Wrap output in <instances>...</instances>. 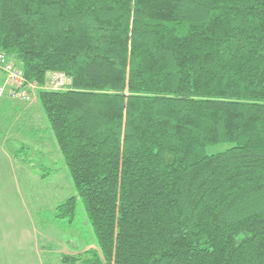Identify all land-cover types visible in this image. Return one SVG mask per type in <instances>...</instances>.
<instances>
[{
	"label": "trees",
	"instance_id": "obj_1",
	"mask_svg": "<svg viewBox=\"0 0 264 264\" xmlns=\"http://www.w3.org/2000/svg\"><path fill=\"white\" fill-rule=\"evenodd\" d=\"M0 52L71 77L33 98L96 240L62 262L264 264V0H0Z\"/></svg>",
	"mask_w": 264,
	"mask_h": 264
},
{
	"label": "rangeland",
	"instance_id": "obj_2",
	"mask_svg": "<svg viewBox=\"0 0 264 264\" xmlns=\"http://www.w3.org/2000/svg\"><path fill=\"white\" fill-rule=\"evenodd\" d=\"M34 113L36 120L19 113L0 116V264H69L62 255L92 247L96 240L82 200L77 199L72 217L55 216V206L75 190L39 104ZM47 135L55 146L51 155L44 153ZM230 145L221 142L206 151ZM42 165L50 169L46 177L40 176Z\"/></svg>",
	"mask_w": 264,
	"mask_h": 264
},
{
	"label": "built area",
	"instance_id": "obj_3",
	"mask_svg": "<svg viewBox=\"0 0 264 264\" xmlns=\"http://www.w3.org/2000/svg\"><path fill=\"white\" fill-rule=\"evenodd\" d=\"M71 87V77L61 71H52L44 84L29 81L20 67L0 52V100L4 97L30 101L39 89L62 91Z\"/></svg>",
	"mask_w": 264,
	"mask_h": 264
},
{
	"label": "crops",
	"instance_id": "obj_4",
	"mask_svg": "<svg viewBox=\"0 0 264 264\" xmlns=\"http://www.w3.org/2000/svg\"><path fill=\"white\" fill-rule=\"evenodd\" d=\"M38 102L34 100L33 98L30 101H22L18 99H11L4 97L0 100V116L3 117H8V115H15L17 113L19 114H25L26 116L33 115L34 119L36 120L37 117L35 116V110L37 109ZM43 137V143H44V148H45V155L49 153L51 155L52 151H54L55 146L53 141H51V138L49 136H42ZM52 148H47V146H50ZM47 149V150H46ZM57 149V147H56ZM59 152V151H58ZM45 157V156H44ZM56 159V157L54 158ZM9 162L13 163L10 159ZM9 163V164H11ZM22 172H24V169H22ZM68 173V172H67ZM8 264H29L26 262H21V263H8ZM30 264H39L35 260H31ZM41 264V263H40Z\"/></svg>",
	"mask_w": 264,
	"mask_h": 264
}]
</instances>
